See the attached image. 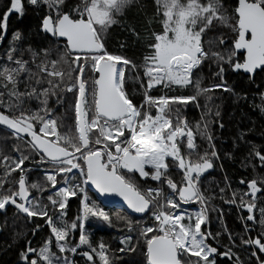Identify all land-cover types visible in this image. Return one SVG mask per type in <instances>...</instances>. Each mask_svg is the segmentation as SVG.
I'll return each mask as SVG.
<instances>
[{"label":"snow or ice","instance_id":"6c2138e0","mask_svg":"<svg viewBox=\"0 0 264 264\" xmlns=\"http://www.w3.org/2000/svg\"><path fill=\"white\" fill-rule=\"evenodd\" d=\"M132 3L83 0L72 6L69 0H5L0 9V42L9 37L12 16L23 21L27 5L37 12L35 36L41 45L33 48L30 42L26 50L22 48L26 29L17 28L0 52V130L5 133L0 154L9 138L18 142L13 154L0 160V214L7 219L11 208L15 219L35 224L33 237L44 225L50 233L34 248L26 233L16 232L13 243L23 239L24 245L14 264H76L73 257L77 254L84 264H96L97 259L100 264H112L109 246L102 241L93 245L89 239L85 222L91 218L108 227L114 226V220L126 226L118 251L121 257L127 254V259L121 264H220L224 258L229 264H264V175L242 178L239 185H246V190L231 189L225 177V187L220 189V199L239 213L240 233L226 227L215 233L202 228L210 222L207 204L213 197L200 188L202 175L220 159L210 125L215 122L224 127L219 119L208 117L207 101L216 89L233 91L225 79L229 71L238 74L242 70L249 83L264 73V0H238L230 13L221 0H155L148 25L158 20L161 30L150 32L141 65L122 54L127 39L119 44L121 52H111L107 46V33L118 23L116 17ZM217 22L231 28V37L221 33L206 40ZM125 30L139 38L135 26H125ZM53 50L58 58L49 60ZM28 53L32 63L40 59L38 73L24 59ZM208 60L216 65L212 76L218 82L205 87L197 73ZM129 78L137 80L143 91L139 106L126 91ZM177 88L190 94H171ZM152 90L160 94L154 96ZM201 96L206 97L205 113L195 134L207 141L203 153L194 141L193 128L180 113L190 102L199 107ZM259 96L261 103L256 107L264 114V92ZM53 97L61 107L64 102L69 105L65 116L73 124L66 132L60 131L65 116H55L49 106ZM33 99L38 101L34 109L24 106L25 100ZM215 117H220L219 111ZM260 135L264 138V131ZM238 141L247 146L253 170L264 169V144L248 140L245 132L233 140L234 148L239 147ZM225 156L232 158L231 153ZM26 162L43 171L52 193L47 196L51 214L42 199L30 198L31 189L43 188L36 182L29 184L31 170ZM176 169L177 175L182 173L179 182L172 175ZM13 174L18 179H9ZM94 194L119 198L109 201L118 210H106ZM71 198L78 201L77 216L68 222L65 215ZM190 204L199 205L198 210H182ZM33 218H41L44 224ZM219 218L223 219L222 210ZM74 230L79 231L78 240L69 239ZM223 234L228 236L226 245H221ZM238 248L245 257L235 251Z\"/></svg>","mask_w":264,"mask_h":264},{"label":"trees","instance_id":"16d2710c","mask_svg":"<svg viewBox=\"0 0 264 264\" xmlns=\"http://www.w3.org/2000/svg\"><path fill=\"white\" fill-rule=\"evenodd\" d=\"M83 0H69V3L72 6H75L78 3H82ZM238 0H221V3L228 9L229 13L231 8L237 4ZM5 0H0V9L4 7ZM156 5L155 0H133V3L124 11L123 14L116 17L118 23L113 25L107 33V46L111 52H121L119 44L127 39L128 46L123 50L122 54L127 55L130 59L134 60L137 65H141L143 62V57L147 53V43L149 40V34L151 31L156 30L160 31L161 26L158 20H153L151 26L148 25V20L151 19L153 13L155 12ZM66 10V9H65ZM38 22L37 12L31 7L26 5V15L23 21L17 19L14 15L9 20V37L8 39L0 42V52H3L4 49L8 47L9 40L11 39V33L17 28L26 29V36L24 43L21 45L25 50L28 47V44L31 42L33 48H37L40 45V38L35 36L36 24ZM125 26H135L136 31L139 33V38L130 34L125 30ZM221 33L226 34L229 38L231 37V28L217 22L216 26L212 31H210L206 37H219ZM43 46H47V42ZM53 45V49H54ZM205 47H208L205 43ZM223 51V49H216ZM238 55H242L238 53ZM43 58V53L41 57ZM58 54L53 50L49 60L57 59ZM24 59L29 61V67L31 71L37 72L38 69L36 64L40 62V59H37L36 63H32L31 54L28 53L24 56ZM66 68V66H63ZM227 68V65H225ZM216 71V65L212 63L211 60H208L204 63L203 67L198 70V77L201 79L203 86L208 87L212 83L218 82L213 76L212 72ZM26 75V74H23ZM136 74L133 73V76ZM139 75H143V70L140 69ZM47 77L45 76V84L47 87ZM227 85L233 89L232 92H224L220 89H216L211 94L212 98L207 101L208 108L211 109L207 113L208 117L215 121L219 119L221 123L224 124V127L221 129L219 124L212 123L210 125V130L214 135V142L216 147L219 150L220 159L215 162L213 170L205 177L201 178L200 188L207 196L213 197L207 204L208 215L210 222L207 226L202 225V228L205 230H210L215 233L217 231H223V228L226 227L228 230L234 233H240L243 229V224L239 220V213H237L235 206H229L224 204V202L219 197L220 189L225 187V177L228 178L230 182L231 189L244 188L246 190V185H239V181L242 178L251 179L254 176L264 175V169L253 170L251 162L247 159L248 148L242 142L238 141L239 147H233V140L238 138L240 132H245L248 140L254 141L256 144H264V138L261 137V132L264 131V114H262L256 105L261 103L259 93L264 92V73H260L256 76L255 83H249L248 77L242 73H232L228 72L226 77ZM34 84L35 81L33 80ZM20 90L23 92L25 90L24 84L21 83ZM126 91L129 95L132 96L134 102L137 106L140 105L143 99V91L140 87V83L134 79L126 80ZM190 94V90H180L176 89L171 94ZM152 95H159L157 92H152ZM205 101L206 97H199L197 103L199 107L196 106V103L190 102L187 108H181V116L186 118L190 126L194 131V141L198 145V150L203 153V150L208 147L207 141L202 139L198 134H195L196 124L201 120L202 114L205 113ZM38 104V101L25 100L24 106L35 108ZM50 107L55 109L54 115L57 117L65 116V110L68 109L69 105L67 102H64L63 107L55 103V98L53 97L50 100ZM218 106V107H217ZM220 112V117H215V112ZM154 114V110H153ZM175 119V117H173ZM73 124L72 120L67 119L65 116L63 120V127L60 129L61 132L68 131V126ZM252 129L253 131H248ZM74 130V129H73ZM5 133L0 130V145L3 144V138ZM18 143L14 138H9L7 146L4 147L3 153L0 154V160H2L3 155H12V149L15 144ZM24 148L25 154H27V148L21 145ZM182 151L186 152V149L182 147ZM225 153H231L232 158L229 159L225 156ZM39 159V157H35ZM221 165L223 167H221ZM26 166L31 170L27 176L29 184L32 182L39 183L43 188V191H38L37 189L30 190V196L33 199H42L43 202L48 205L50 214L52 213L51 205L47 201V196L49 194V187L44 180L42 169H33V166L30 162H26ZM179 170L176 169L172 175L174 179L179 182L182 177V173L177 175ZM0 178H3V168L0 165ZM9 179L15 180L18 179V174H13ZM150 184L155 185L156 182L149 181ZM231 191H228L226 195L231 197ZM94 199L98 203L103 205L101 201L95 196ZM77 206L78 201L75 198H71L69 206L66 209L65 219L68 222H71L77 216ZM105 206V205H104ZM187 207H196L199 208V205L190 204L185 205ZM213 207L216 208V211H213ZM106 210H111L113 212L118 210V207L106 206ZM223 214V219L221 220L220 214ZM246 215V213H245ZM40 224H44L41 218H33ZM114 220V218H113ZM258 220V214H257ZM86 232L89 235V239L93 245H97L99 242H103L109 246L108 255L112 260V264H121V260L127 259V254L121 257L118 249L122 247L119 243L120 234L126 232V226L122 221H115L114 226L108 227L107 225L102 224L97 221L95 218L86 220ZM1 224V233H0V264H14L17 259L18 250L23 247L24 240L19 239L16 243H13V235L16 232H24L32 240V246L38 248L42 241L50 235L47 225L43 226V229L33 237L31 229L35 227V224L28 222L25 219H15L13 215V210L10 208L7 213V219L4 215L0 216ZM251 224V223H249ZM259 224L257 223L256 232H258ZM133 243H136V233H132ZM255 235V232L252 233ZM79 231L74 230L70 235L69 239L78 240ZM52 249L55 251L54 239ZM221 245H226L229 243L227 234H223L220 238ZM143 242L141 241V244ZM210 243H215L210 241ZM239 244V240H237ZM11 245V246H10ZM87 250V249H83ZM224 247H220V251H224ZM238 251L242 257H245V252L242 249H235ZM72 256L71 253L68 254ZM74 260L76 264H84V259L80 255H75ZM136 258H140V253H136ZM220 258H218L219 260ZM96 264H100L99 260H96ZM220 264H229L227 258L220 260Z\"/></svg>","mask_w":264,"mask_h":264},{"label":"water","instance_id":"95a60500","mask_svg":"<svg viewBox=\"0 0 264 264\" xmlns=\"http://www.w3.org/2000/svg\"><path fill=\"white\" fill-rule=\"evenodd\" d=\"M240 54H242V51L240 52ZM239 73H242L243 75L247 76L246 74L243 73V71L241 70ZM213 169H210V170H207V172L205 174L202 175V177H205L207 176ZM94 192V190H92ZM95 196L101 201V203L105 206H114V207H118L117 205L113 204V203H109V201H118L119 198H116V197H107V196H99V194H95ZM31 198V196H30ZM122 204V202H121ZM126 207V206H124ZM246 213V210H242ZM3 215V214H0V216ZM137 218H139L137 216ZM249 223H252V222H249ZM0 233H1V224H0Z\"/></svg>","mask_w":264,"mask_h":264},{"label":"rangeland","instance_id":"374dc122","mask_svg":"<svg viewBox=\"0 0 264 264\" xmlns=\"http://www.w3.org/2000/svg\"><path fill=\"white\" fill-rule=\"evenodd\" d=\"M178 89V88H177ZM174 90H176V89H174ZM173 90V91H174ZM180 90H183V89H180ZM165 92H167V90H164ZM172 91V92H173ZM152 92H157V93H159L160 94V91H158V90H152ZM170 159V158H169ZM75 171V170H74ZM43 172V171H42ZM49 194H52L51 192H50V190H49ZM49 204H50V202H49ZM182 210L183 211H186V212H192V211H194V210H198V208H196V207H187V206H185V205H183L182 206ZM54 239V238H53ZM56 251V250H55Z\"/></svg>","mask_w":264,"mask_h":264},{"label":"flooded vegetation","instance_id":"af4514ba","mask_svg":"<svg viewBox=\"0 0 264 264\" xmlns=\"http://www.w3.org/2000/svg\"><path fill=\"white\" fill-rule=\"evenodd\" d=\"M238 3V2H237Z\"/></svg>","mask_w":264,"mask_h":264}]
</instances>
